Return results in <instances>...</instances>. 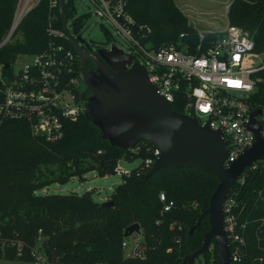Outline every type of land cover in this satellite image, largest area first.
Returning <instances> with one entry per match:
<instances>
[{"label":"trees","instance_id":"16d2710c","mask_svg":"<svg viewBox=\"0 0 264 264\" xmlns=\"http://www.w3.org/2000/svg\"><path fill=\"white\" fill-rule=\"evenodd\" d=\"M16 2L0 0V41L9 29ZM49 4L50 0H40L24 16L18 34L0 48V62L9 64L18 53H36L46 47L48 18L56 17L54 25L62 27L59 6ZM126 9L137 22L151 27L153 46L175 42L181 33L196 37L195 27L174 0H127ZM63 10L66 19L75 17L74 0H67ZM86 16H77L75 29ZM227 19L250 33L254 49L264 58V0H231ZM171 109L181 113L182 100L173 101ZM146 145L145 140L139 141L134 147L140 148L137 153L111 145L84 113L76 121L65 122L64 135L55 142L33 136L26 121H5L0 127V237L23 243L22 257L16 255V246L7 248L11 261L7 264L29 260L28 247L34 245L39 229L49 259L61 264H182L186 254L200 247L209 228L205 215L189 235L218 184L205 171L163 166L147 177L148 171L137 175L134 170L114 188L110 207L94 200L89 191L37 192L53 183L65 184L74 176L82 178L89 171L99 176L114 174L118 159H143ZM160 192L174 201L170 212L161 213ZM229 196L235 199L238 223L244 225L247 262L258 264L257 258H262L264 264V167L248 172ZM134 222L143 235V259L125 257L121 248L124 230ZM211 243L202 254L205 264H217Z\"/></svg>","mask_w":264,"mask_h":264},{"label":"built area","instance_id":"2783aa9c","mask_svg":"<svg viewBox=\"0 0 264 264\" xmlns=\"http://www.w3.org/2000/svg\"><path fill=\"white\" fill-rule=\"evenodd\" d=\"M78 1L88 7V15L92 11L100 19L101 26L109 33L110 47L97 49L110 50L115 45L124 51L116 39L125 43L130 50L124 52L131 55L132 63H139L146 71L157 93L169 101L170 106L179 98L182 114L196 118L201 126L207 124L211 129L221 131L228 149L223 167H228L255 142L256 135L248 126L255 108L259 112L254 119L260 126V137L264 138V58L254 49V41L247 30L230 24L227 19L224 27H195V39L181 33L175 42L153 46L151 27L134 19L126 9L127 0H74V3ZM39 2L17 0L0 48L12 40L24 16ZM49 5L52 8L59 6V0H50ZM77 16L75 13V17L65 18L66 30L54 25L56 17H49L45 30L49 37L46 47L36 53H18L30 56L20 69L14 70L17 55L9 64L0 62V127L7 120H23L28 123L33 136L55 142L64 135V123L76 121L84 113L80 61L69 41V35L77 40L78 32L84 26L82 22L79 30L75 29ZM84 44L92 45L85 40L80 45ZM131 149L137 153L140 148ZM144 150L146 156L137 168H124L120 161L126 159L120 158L114 167L115 173L122 177L129 176L134 170L137 175L149 171L160 151L151 145H146ZM259 167H264V157L245 167L236 183L242 184L248 172ZM233 188L223 206L230 260L231 264H252L246 260L244 225L238 223L233 212L236 203L233 196H229ZM158 196L163 204L161 213L170 212L174 201L167 200L164 192ZM169 227L174 228L175 223L170 222ZM44 241L45 236L39 229L34 245L28 247L29 260L23 264H61L49 259ZM142 241L141 232L123 236L124 256L143 259L145 247ZM13 246H16V255L22 257L21 241L0 237V264L11 262L6 253L7 248ZM257 259L258 264H262V258Z\"/></svg>","mask_w":264,"mask_h":264},{"label":"water","instance_id":"95a60500","mask_svg":"<svg viewBox=\"0 0 264 264\" xmlns=\"http://www.w3.org/2000/svg\"><path fill=\"white\" fill-rule=\"evenodd\" d=\"M64 3L59 0L63 29L66 30ZM69 41L80 61V71L85 84L81 93L85 101L84 116L101 131V137L111 145L122 149L133 148L141 140L159 149L160 154L146 176L163 166L193 168L209 173L218 180L210 196L208 208L189 228V235L207 215L209 228L203 235L202 244L192 253L186 254L182 264H193L213 241L217 264H231L229 242L223 224V206L243 169L264 157V138L260 137V126L253 109L248 123L255 135V142L228 167L223 162L228 155L227 141L220 130L201 126L197 119L171 109L170 102L157 93L149 81L146 71L137 62L132 63L130 54L111 46L110 50L93 49L77 35ZM95 66L88 70L86 60ZM131 65L129 68L127 66ZM90 94L85 97V92ZM110 207L112 200L101 202ZM140 225L134 222L127 226L123 236L139 233Z\"/></svg>","mask_w":264,"mask_h":264},{"label":"rangeland","instance_id":"374dc122","mask_svg":"<svg viewBox=\"0 0 264 264\" xmlns=\"http://www.w3.org/2000/svg\"><path fill=\"white\" fill-rule=\"evenodd\" d=\"M174 2L176 5L186 4L191 17H203L209 22L211 28H215L216 26H225L227 21L226 6L230 4L231 0H174ZM74 7L78 16L87 14L83 20L84 26L78 32L80 36L85 41L90 42L94 48H109V33L101 26L100 19H98L92 11L88 15V7L80 1L74 3ZM116 43L124 51L130 50V48L125 43H121L120 40L116 39ZM29 59L30 56L28 54L17 55L14 62V70L20 69ZM81 88H85L83 81L81 83ZM141 163L142 158L140 157L120 161V164L126 169L137 168ZM121 181L122 177L117 173L99 176L96 171H89L85 173L82 178L74 176L65 184L53 183L37 192L40 194H81L85 191H89L94 200L102 202L109 200V196L112 194L114 188L120 184ZM211 246L212 243H210L209 247ZM193 264H205L202 255L198 256Z\"/></svg>","mask_w":264,"mask_h":264},{"label":"crops","instance_id":"0c3cea01","mask_svg":"<svg viewBox=\"0 0 264 264\" xmlns=\"http://www.w3.org/2000/svg\"><path fill=\"white\" fill-rule=\"evenodd\" d=\"M229 4L226 6V13L228 11L227 7ZM177 7L183 12V14L187 17L188 22L192 24L194 27H197L198 29H207L211 28L210 24L208 21H206L203 17H191L187 8L186 4H179Z\"/></svg>","mask_w":264,"mask_h":264},{"label":"flooded vegetation","instance_id":"af4514ba","mask_svg":"<svg viewBox=\"0 0 264 264\" xmlns=\"http://www.w3.org/2000/svg\"><path fill=\"white\" fill-rule=\"evenodd\" d=\"M91 47H93L94 48V46H92V45H90ZM95 49V48H94ZM97 49V48H96ZM86 67H87V69L88 70H94L95 69V66L92 64V62L90 61V60H86ZM85 90V88L82 90V91H84ZM90 93L88 92V91H86L85 92V97H87L88 95H89Z\"/></svg>","mask_w":264,"mask_h":264}]
</instances>
